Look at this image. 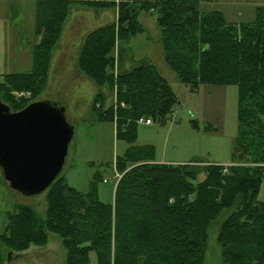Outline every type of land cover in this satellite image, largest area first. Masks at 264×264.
Masks as SVG:
<instances>
[{
  "label": "trees",
  "instance_id": "16d2710c",
  "mask_svg": "<svg viewBox=\"0 0 264 264\" xmlns=\"http://www.w3.org/2000/svg\"><path fill=\"white\" fill-rule=\"evenodd\" d=\"M99 1L83 3L115 6L114 0ZM210 1L119 2L116 25L86 36L78 66L99 89L95 120L115 122L116 136L127 144L135 140L138 118L164 122L176 97L155 66L141 60L128 71H114L116 41L142 33L138 15L149 13L159 28L164 62L181 84L191 90L237 88L235 165L224 174L221 165L155 163L148 148L129 146L115 162L121 177L112 205L100 202L93 188L80 193L59 175L46 190L44 218L28 205H14L0 235L2 246L22 252L45 246L49 234H56L66 251L65 264H206L211 227L221 216L215 232L219 263L264 264V6L252 22L235 25L219 12H201L200 4ZM40 2L36 28L42 40L33 67L5 76L0 84L3 102L4 95L10 96L8 84L31 93L9 106L13 112L41 99L50 53L70 5L67 0ZM113 87L116 109L114 104L104 108V88Z\"/></svg>",
  "mask_w": 264,
  "mask_h": 264
},
{
  "label": "rangeland",
  "instance_id": "374dc122",
  "mask_svg": "<svg viewBox=\"0 0 264 264\" xmlns=\"http://www.w3.org/2000/svg\"><path fill=\"white\" fill-rule=\"evenodd\" d=\"M38 1L43 0H0V19L9 21L19 17L22 19V22L18 23L21 31L27 30L33 20L35 3ZM262 6L264 0H211L201 3L200 11L219 12L226 23L240 25L252 22L257 9ZM143 17L147 20L144 21L146 32L124 44L120 48L123 54L118 53V60L119 65L127 63L131 67H134L139 59L151 60L157 66L158 72L171 85L176 97L173 113L164 122L153 120L151 125L136 123L135 140L132 144H127L116 136L115 122L95 121L92 111L95 95L87 105L86 96L78 95L69 89L68 84H65L64 88H44L41 94L42 99L64 101L65 116L74 128L59 178L62 177L68 186L83 194L93 188L98 200L103 204H113L116 174L121 177L115 170V162L123 156L129 146L148 148L152 151L154 161H196L192 165L197 167L228 164L235 148L237 88L201 85L197 90H191L181 84L164 62L159 43V29L153 16L141 12L138 21ZM17 37L16 35L15 39ZM130 55L132 60L128 59ZM114 71H121V68L118 67V70ZM4 77L0 76V84L5 82ZM8 85L10 96L4 95L2 98L8 106L14 107L22 101L19 93L28 91L19 90L12 84ZM103 95L105 108L108 106L106 98L116 100V87L107 89ZM46 195L47 192L30 197L17 194L4 182L0 171V234L6 224L7 214L17 203L30 206L44 218L47 209ZM260 196L264 197V189L261 190ZM221 219L219 216L211 227L206 264H220L215 232L219 229ZM28 249L22 252L10 251L0 243V258L4 259L3 264H65L66 251L56 234H49L45 246L32 245ZM92 261L95 262L94 257Z\"/></svg>",
  "mask_w": 264,
  "mask_h": 264
},
{
  "label": "crops",
  "instance_id": "0c3cea01",
  "mask_svg": "<svg viewBox=\"0 0 264 264\" xmlns=\"http://www.w3.org/2000/svg\"><path fill=\"white\" fill-rule=\"evenodd\" d=\"M20 1L34 2V0ZM67 1L70 2L67 16L61 26L57 41L50 53L45 90L48 88L51 89V87L53 89L64 88L65 84H68L69 89H72L78 95H85V102L87 105H89L90 101L93 99L94 95L99 89L96 87L95 83L88 77H86L79 69L78 57L81 53L84 40L89 33L104 29L112 25H116L118 6L115 3L114 7H104L98 4L89 5L87 3H83L92 0ZM39 2L40 1H38V3H35L33 20L27 30L23 29L21 31L18 23L22 22V19H20L19 17L15 18L13 16L14 18L9 19V21L0 19L1 77L12 74L28 73L31 71L34 64L35 48L42 40V34L38 32L36 28V12ZM144 21H147L145 17L138 21L144 29L142 33L132 36L127 42H121L119 40L116 41L115 50L112 52L115 59L116 69L117 66L121 68V71H128L132 69L131 65L127 63H122L119 65L120 61L118 60V55L120 56V54H123L120 48H122L124 44H128L130 41L137 38V36L142 35L144 32H146ZM16 35L18 36L17 39H15ZM119 52L120 54H118ZM128 59L132 60V56L130 55ZM139 61H141V59H139L138 62ZM146 61L154 65L158 72L157 66L151 60ZM158 74L163 77L159 72ZM106 91L107 89L104 88V93H106ZM106 102L109 106L113 103V100L110 98H106ZM154 162L164 164H188L196 161L184 163L176 161L166 162L163 160H156ZM231 164H233L232 160L230 163H224L221 166Z\"/></svg>",
  "mask_w": 264,
  "mask_h": 264
},
{
  "label": "water",
  "instance_id": "95a60500",
  "mask_svg": "<svg viewBox=\"0 0 264 264\" xmlns=\"http://www.w3.org/2000/svg\"><path fill=\"white\" fill-rule=\"evenodd\" d=\"M74 128L65 106L49 99L13 112L0 99V171L25 197L45 193L60 175Z\"/></svg>",
  "mask_w": 264,
  "mask_h": 264
},
{
  "label": "built area",
  "instance_id": "2783aa9c",
  "mask_svg": "<svg viewBox=\"0 0 264 264\" xmlns=\"http://www.w3.org/2000/svg\"><path fill=\"white\" fill-rule=\"evenodd\" d=\"M122 1H124V0H116L115 3L118 4L119 2H122ZM19 95H20L21 98H26V99L30 97V93H29V92H20ZM116 106H117L116 103H114V109H116ZM120 107L125 108V105L121 103V104H120ZM136 123H137V124L150 125L152 122H151L150 119H145L144 117H141V118H138V119H137ZM222 172H223L224 174H227V173H228V167L225 166V167L222 169ZM116 177H117V179L120 178V176H118L117 174H116Z\"/></svg>",
  "mask_w": 264,
  "mask_h": 264
},
{
  "label": "flooded vegetation",
  "instance_id": "af4514ba",
  "mask_svg": "<svg viewBox=\"0 0 264 264\" xmlns=\"http://www.w3.org/2000/svg\"><path fill=\"white\" fill-rule=\"evenodd\" d=\"M42 99V98H41ZM44 99H47V98H43ZM60 104L64 105V101H58Z\"/></svg>",
  "mask_w": 264,
  "mask_h": 264
}]
</instances>
